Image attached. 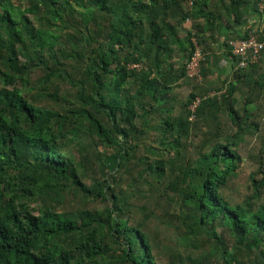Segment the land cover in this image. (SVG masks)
Instances as JSON below:
<instances>
[{
    "label": "trees",
    "instance_id": "trees-1",
    "mask_svg": "<svg viewBox=\"0 0 264 264\" xmlns=\"http://www.w3.org/2000/svg\"><path fill=\"white\" fill-rule=\"evenodd\" d=\"M260 1L0 0V264H264V135L251 193L225 196L262 132L264 50L235 68L225 41L215 86V57L185 70L192 37Z\"/></svg>",
    "mask_w": 264,
    "mask_h": 264
},
{
    "label": "rangeland",
    "instance_id": "rangeland-1",
    "mask_svg": "<svg viewBox=\"0 0 264 264\" xmlns=\"http://www.w3.org/2000/svg\"><path fill=\"white\" fill-rule=\"evenodd\" d=\"M20 5L22 4L20 3ZM191 41L192 44L194 42L197 43L194 37H192ZM197 45L200 49V45L198 43ZM194 80L190 79L189 81L192 83ZM180 81L181 84L179 85V87L173 89V93L179 98V100H183L188 94L190 85L185 79H181ZM202 81L203 79H201L200 81L195 80V82L199 83H202ZM217 82V80L209 81L210 86H215ZM259 100L264 103V94H262V97H260ZM254 104L255 103L249 104L248 107L252 110H255L256 107L254 106ZM259 114L262 115L259 119L262 132L253 135L244 134L242 141H240L238 145V152L239 154H241L242 160L237 171V175L235 177H232L225 187V196L229 202L240 201L251 193L252 187L250 176L252 175V172L258 168L259 161H257V156L255 155L258 154L260 149V142L262 140L260 136L264 135V104L261 105ZM149 138L150 140L152 139L151 136ZM262 156H264V152L262 153ZM259 176L260 175H256V177ZM260 197V200L264 201V188Z\"/></svg>",
    "mask_w": 264,
    "mask_h": 264
},
{
    "label": "crops",
    "instance_id": "crops-1",
    "mask_svg": "<svg viewBox=\"0 0 264 264\" xmlns=\"http://www.w3.org/2000/svg\"><path fill=\"white\" fill-rule=\"evenodd\" d=\"M227 2V0H225ZM220 3L217 4V12L221 14L223 7L219 6ZM259 6V2H258ZM222 9V10H221ZM262 14H257L252 12L247 16V25L240 26H232L233 23L229 24V27L223 32L219 31L220 29L210 30L207 34H205L200 41V48L205 56H209L215 59V65L212 74L209 76V81L211 80H219L222 81L226 77H231V58L226 55V47L224 42L227 41L230 47V42L234 40H238L240 35L247 30L248 25H251V28L256 30V33H263L264 30V13L263 10L260 9ZM232 20V16L230 17ZM190 21H187L183 24L185 29L190 28ZM264 37V36H263ZM204 57V56H203ZM204 60V59H203ZM202 60V61H203ZM261 68V71L264 72V63L258 65Z\"/></svg>",
    "mask_w": 264,
    "mask_h": 264
},
{
    "label": "built area",
    "instance_id": "built-area-1",
    "mask_svg": "<svg viewBox=\"0 0 264 264\" xmlns=\"http://www.w3.org/2000/svg\"><path fill=\"white\" fill-rule=\"evenodd\" d=\"M264 0L259 2V9H263ZM246 36L238 40L230 42V51L233 56L236 57V61H233L235 68L246 67L247 64L256 62L259 52L264 50V37L262 39L257 38V33L254 28L247 29ZM198 48L197 43H193V50L191 52L190 58L187 60L185 65L186 75L190 79L201 80L200 72V62L204 59L203 53ZM135 67L138 68L137 65ZM194 80V81H195ZM220 92H215L214 90H209L204 93L203 96L196 95L188 105V110L190 115L188 120H194L195 111L200 103L202 98L211 97L213 95H219Z\"/></svg>",
    "mask_w": 264,
    "mask_h": 264
},
{
    "label": "clouds",
    "instance_id": "clouds-1",
    "mask_svg": "<svg viewBox=\"0 0 264 264\" xmlns=\"http://www.w3.org/2000/svg\"><path fill=\"white\" fill-rule=\"evenodd\" d=\"M190 3V2H189ZM201 49V48H200Z\"/></svg>",
    "mask_w": 264,
    "mask_h": 264
}]
</instances>
